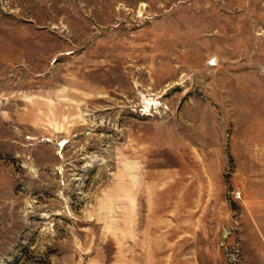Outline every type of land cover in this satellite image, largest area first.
Returning a JSON list of instances; mask_svg holds the SVG:
<instances>
[{
    "label": "rangeland",
    "instance_id": "rangeland-1",
    "mask_svg": "<svg viewBox=\"0 0 264 264\" xmlns=\"http://www.w3.org/2000/svg\"><path fill=\"white\" fill-rule=\"evenodd\" d=\"M0 264H264V0H0Z\"/></svg>",
    "mask_w": 264,
    "mask_h": 264
},
{
    "label": "water",
    "instance_id": "water-1",
    "mask_svg": "<svg viewBox=\"0 0 264 264\" xmlns=\"http://www.w3.org/2000/svg\"><path fill=\"white\" fill-rule=\"evenodd\" d=\"M214 58H211V59H209L207 62H206V67H205V69L208 67V66H210L213 62H214Z\"/></svg>",
    "mask_w": 264,
    "mask_h": 264
}]
</instances>
